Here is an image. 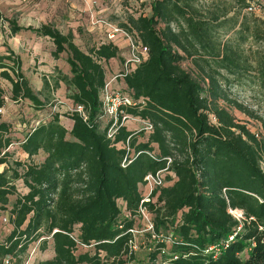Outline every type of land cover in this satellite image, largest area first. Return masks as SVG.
<instances>
[{
    "label": "trees",
    "instance_id": "16d2710c",
    "mask_svg": "<svg viewBox=\"0 0 264 264\" xmlns=\"http://www.w3.org/2000/svg\"><path fill=\"white\" fill-rule=\"evenodd\" d=\"M251 2L151 0L148 13L114 14L147 49L116 83L138 102L125 112L151 129L122 124L112 136L102 94L119 47L108 40L83 48L52 22L20 26L0 13L8 37L24 30L51 42V56L68 66L54 87L64 85L72 106L69 127L53 112L19 140L0 113V211L11 225L0 264H22L31 245L52 252L34 264H264V124L251 131L230 110L261 120L230 93L232 84L248 85L264 97V19L247 10ZM0 78L10 100L45 108L47 95L9 49ZM14 142L25 160L11 156ZM158 172L162 183L145 196L146 176ZM142 211L151 228L134 248Z\"/></svg>",
    "mask_w": 264,
    "mask_h": 264
},
{
    "label": "rangeland",
    "instance_id": "374dc122",
    "mask_svg": "<svg viewBox=\"0 0 264 264\" xmlns=\"http://www.w3.org/2000/svg\"><path fill=\"white\" fill-rule=\"evenodd\" d=\"M37 0H28L25 3H22L18 0L17 4L20 6V8H23L22 12L18 15L14 14L12 18L14 20H18L22 24H26L29 22H38L35 17H33V5ZM45 1V0H44ZM51 0H48L50 2ZM105 1V2H104ZM151 0H100L102 5L107 4L109 9L111 10L108 11V13H105L107 20L111 21V18H113L116 14L120 15L128 10L130 12H141V13H148V7L149 3ZM111 6V7H110ZM115 14V15H114ZM252 14L256 16H260L264 19V9L261 11H256L253 12ZM113 16V17H112ZM5 17V16H4ZM5 29V30H4ZM3 31V32H2ZM3 33V38L6 40V37L8 36V26L5 22H2L0 19V33ZM42 45L44 46L43 48L46 47V40H43V42L40 40ZM29 48V47H28ZM34 45L32 44L30 47V50H27L23 53H28V58L29 61L26 62V66H24V71L29 73H33V75L36 73L34 70L36 68L35 65V60L36 58L34 57ZM28 65V67H27ZM109 65V63L107 64ZM183 66L185 68H190V65L188 62H184ZM108 68V67H107ZM122 68V66L119 67V70ZM108 70H110L108 68ZM117 70V71H119ZM116 72V71H115ZM42 73V72H40ZM112 71H107V76L110 78L112 77ZM46 78L50 85L53 86L49 92L48 90H43V93L47 95V104L44 109L38 110L34 108L31 103L27 100H20L18 102H13L12 100L9 99V91H10V84L1 79L2 83V88L5 93V100L6 104L5 107L2 108V119L6 120L10 125H11V130L13 131L12 136L14 139L19 140L23 137L24 133L32 126H36L38 123L42 121H46L49 119L51 113L53 112H58L60 114V119L61 122L69 127V120L67 117L64 115L67 112H70L72 109L71 104L65 99V89H58L54 87V82L53 78L51 75L48 74V77L45 75L41 76V78ZM230 93L231 96L239 100L240 102H243L245 105L249 106L252 110L256 111L259 116L261 117L260 119H252L243 113L239 112L238 110L231 108V112L235 116V118L246 124L247 127L251 131H257V132H262V125L264 124V97L260 95L257 90L254 87L248 86V85H239V84H232L230 86ZM142 123L137 122L134 120H129L127 122V127L130 129H134L135 131L141 130ZM142 138V137H141ZM9 152H11V156L16 159L20 160H25L26 155L25 153L21 150L17 142H14L9 149ZM38 160V158H36ZM264 168V166H263ZM2 167H0V170ZM164 177V174H162ZM156 185L153 183L145 184L143 187V193L146 194L147 196L150 191L155 187ZM20 191H23L21 185L18 186ZM236 216L239 214V211H233ZM238 213V214H237ZM7 217V213L5 211L0 212V240H2L9 230L11 229V225L8 222V218L6 221H3L2 218ZM239 217V216H238ZM150 223H151V217L150 215L143 211L141 217L139 220H137V230H134V240H135V247L137 248L136 243L141 244V235L143 234L144 231L150 230ZM31 245L30 247H32ZM138 254L140 256L144 255V250L143 249H137ZM38 258V256H37Z\"/></svg>",
    "mask_w": 264,
    "mask_h": 264
},
{
    "label": "crops",
    "instance_id": "0c3cea01",
    "mask_svg": "<svg viewBox=\"0 0 264 264\" xmlns=\"http://www.w3.org/2000/svg\"><path fill=\"white\" fill-rule=\"evenodd\" d=\"M114 1L116 2V0ZM17 2L18 0H0V13L7 18H12L14 14H20L23 8H20ZM32 10L33 17L38 21L36 24L35 22L22 24L18 20H15L17 24L20 26L38 27L42 23L52 22L64 33L71 31L74 35V41L83 48L92 43L113 41L120 49L121 59H111L109 61L108 68L110 69L109 71L113 72L112 74L117 73V70L123 64L122 61L129 56V40L126 37H123L119 33H115L113 38L108 37L111 33V26H116V24L107 20L105 13L111 12V10L107 4L102 5L100 0H51L50 2L48 0H37ZM79 25L81 28H78ZM77 30L80 31L77 32ZM2 32L0 33V55L7 54V49H9L14 55L18 56L21 59L24 74L36 91L45 90L43 84L44 77L41 78V76L45 75L48 77L49 74L53 78L58 70L67 73L68 66L64 60L61 58L54 59L51 56L52 44L47 38L40 37L30 31L21 30L13 36H7L5 40ZM40 40L42 42L46 40L47 45L45 48H43L44 46ZM32 44L34 45L33 51L36 58L34 62L36 73L34 75L32 72L27 74L24 71V66H26L29 58L28 53L23 52L30 50ZM111 84L113 87L118 86L116 81H112ZM58 89H64V85L60 83ZM51 255V250H48L46 252H38L36 257L38 256V259H47Z\"/></svg>",
    "mask_w": 264,
    "mask_h": 264
},
{
    "label": "built area",
    "instance_id": "2783aa9c",
    "mask_svg": "<svg viewBox=\"0 0 264 264\" xmlns=\"http://www.w3.org/2000/svg\"><path fill=\"white\" fill-rule=\"evenodd\" d=\"M22 3L27 2L28 0H19ZM264 9V0H258V3L251 2L247 7V10L250 12L261 11ZM107 24V23H105ZM109 25V24H108ZM115 33L121 34L123 37H126L129 40V56L123 61L122 68L117 71L106 83L103 89L102 94V110L105 117L110 120V125L108 127V136H112L118 126L122 124H127L129 120L139 121L142 123L141 129L150 130L151 124L143 121L139 118L132 117L125 112V109L130 106H137L138 102L133 100L128 94L124 93L122 89L118 87H113L111 82H117L118 78L129 73L135 68V66L141 61L143 54L146 52V47H139L133 42L131 37L122 29L117 26H111V33L108 35L109 38H113ZM143 102V100H141ZM2 108H0V113ZM7 150V149H6ZM6 150L0 152V157L4 154ZM146 185L153 183L159 185L162 183L161 173H157L155 176L148 175L145 178ZM143 212V211H142ZM233 213V211H232ZM234 214V213H233ZM238 214V213H237ZM236 215V214H235ZM237 216H240V212ZM3 221L7 220V217L2 218ZM151 227V224H150ZM37 245L30 247L27 251V254L22 262V264H34L36 259ZM4 264H9V260L5 259Z\"/></svg>",
    "mask_w": 264,
    "mask_h": 264
}]
</instances>
